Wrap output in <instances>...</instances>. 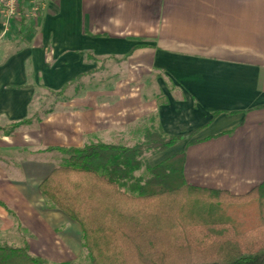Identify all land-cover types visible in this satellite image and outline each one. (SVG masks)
<instances>
[{
	"label": "crops",
	"instance_id": "0c3cea01",
	"mask_svg": "<svg viewBox=\"0 0 264 264\" xmlns=\"http://www.w3.org/2000/svg\"><path fill=\"white\" fill-rule=\"evenodd\" d=\"M44 1L28 33L0 42L1 234L22 233L33 256L40 240L74 255L80 226L39 192L64 162L55 148L131 147L153 119L198 132L151 167L185 152L191 186L244 196L264 183V0ZM100 60L118 65L117 87L53 96Z\"/></svg>",
	"mask_w": 264,
	"mask_h": 264
},
{
	"label": "trees",
	"instance_id": "16d2710c",
	"mask_svg": "<svg viewBox=\"0 0 264 264\" xmlns=\"http://www.w3.org/2000/svg\"><path fill=\"white\" fill-rule=\"evenodd\" d=\"M86 76L53 96H64ZM197 132L167 135L153 119L143 141L131 147L55 148L64 162L39 192L49 208L80 226L89 264H264V183L244 196L191 186L185 152L149 165V158ZM0 264L47 262L33 256L27 242L0 243Z\"/></svg>",
	"mask_w": 264,
	"mask_h": 264
},
{
	"label": "rangeland",
	"instance_id": "374dc122",
	"mask_svg": "<svg viewBox=\"0 0 264 264\" xmlns=\"http://www.w3.org/2000/svg\"><path fill=\"white\" fill-rule=\"evenodd\" d=\"M29 11L30 8H29ZM36 18L28 17V18H19L16 21H13V24L15 26H12L10 32L6 36V38L3 40L6 42V39H19L21 38V32L28 33L32 29V21ZM28 21V23H26ZM22 24L24 27H22ZM29 25V26H28ZM15 27V28H13ZM27 28V29H26ZM3 42V43H4ZM102 59V58H101ZM118 65L116 62L110 61L105 62L104 60H100L97 65H95V73L94 77H92V74H87L86 78L82 79L75 85H73L70 90L66 92L64 95V98L66 100H69L73 95L76 93V90L78 92L86 91L87 89H94V90H105V89H114L117 87V83L119 82L118 74L120 72L117 70ZM111 71H110V70ZM115 70L116 73H114ZM121 77V75H119ZM151 89L152 91L156 89V93L159 90V87L155 85L154 81H151ZM65 158V157H64ZM22 233L16 232L12 234H1L0 233V243L1 244H9L16 247H22L27 242L26 239L21 238ZM28 243V242H27ZM38 249V253L36 256L42 258L47 262V264H63V263H73V264H89L86 252L83 250L81 244L79 247H77L76 250H73L74 255L65 253L63 248H59L57 250V243L53 245L49 241L40 240L39 244L36 246ZM64 250V251H63ZM57 251L64 252L63 255H57Z\"/></svg>",
	"mask_w": 264,
	"mask_h": 264
},
{
	"label": "built area",
	"instance_id": "2783aa9c",
	"mask_svg": "<svg viewBox=\"0 0 264 264\" xmlns=\"http://www.w3.org/2000/svg\"><path fill=\"white\" fill-rule=\"evenodd\" d=\"M53 2V0H49ZM30 4L29 13L26 5ZM47 6L44 0H0V42L3 41L10 32L13 21L21 18H38L39 14Z\"/></svg>",
	"mask_w": 264,
	"mask_h": 264
}]
</instances>
